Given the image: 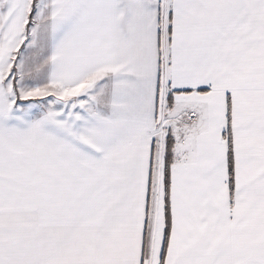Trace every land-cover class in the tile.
<instances>
[{
	"label": "snow or ice",
	"instance_id": "obj_1",
	"mask_svg": "<svg viewBox=\"0 0 264 264\" xmlns=\"http://www.w3.org/2000/svg\"><path fill=\"white\" fill-rule=\"evenodd\" d=\"M0 264H264V0H0Z\"/></svg>",
	"mask_w": 264,
	"mask_h": 264
}]
</instances>
